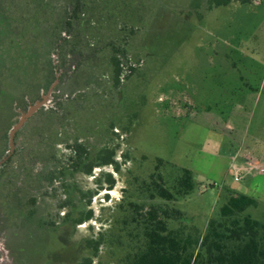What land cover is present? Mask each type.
<instances>
[{
    "label": "rangeland",
    "instance_id": "1",
    "mask_svg": "<svg viewBox=\"0 0 264 264\" xmlns=\"http://www.w3.org/2000/svg\"><path fill=\"white\" fill-rule=\"evenodd\" d=\"M88 1L95 24L77 22L66 45L63 29L54 26L63 18L64 0H50L21 64L0 58V162L10 153L9 134L21 112L58 79L50 103L15 137L17 177L0 179V264H78L92 255L87 241L100 233L122 235L127 244V231H136L131 202L174 207L184 219L170 221L171 230L205 233L220 217V194L243 187L258 201L246 214L264 222V174L251 170L255 163L264 166V0L221 7L208 0H124L136 12L125 32L106 4ZM3 10L0 29L8 33L16 22ZM25 12L30 22L34 10ZM115 50L124 65L119 86ZM7 79L24 96L2 87ZM76 141L86 149V163L115 150L119 172L115 166L94 168L91 175L76 171L69 149ZM157 159L165 163L169 187L177 169L191 170L194 191L174 203L151 200L143 186ZM106 174L116 181L112 190ZM90 210L93 219L75 227L72 221ZM127 251L104 246L93 264H126Z\"/></svg>",
    "mask_w": 264,
    "mask_h": 264
},
{
    "label": "trees",
    "instance_id": "2",
    "mask_svg": "<svg viewBox=\"0 0 264 264\" xmlns=\"http://www.w3.org/2000/svg\"><path fill=\"white\" fill-rule=\"evenodd\" d=\"M114 1L100 0L99 4L101 8L102 4L107 5L106 10L110 12L113 23L118 24L121 22L124 24L121 29L125 32L126 29L128 30L126 21L132 22L135 19V7L129 8L124 0H116L117 5ZM252 1L254 0H208V3L210 6L221 7L232 2L250 3ZM50 5H53L50 0H0V6L4 9L3 13L8 12L12 21L16 22L8 33L0 29V58H8L9 63H14L15 66L21 64V61L24 60V54L26 55L29 52L38 39V25L42 21L39 20V15L44 10H48ZM95 5L96 2L93 6L96 7ZM27 7L34 10L30 22L25 20ZM91 10L93 11L94 8L89 5L88 0H64L63 18L54 25L60 33L63 29L64 33L61 34V38L64 45L70 42L71 34L77 22L85 21L94 26L95 22L88 18ZM130 15L133 18L132 21L127 20ZM64 34H67L65 36L68 37H64ZM90 39L92 38L86 37L89 47L94 48V40L92 43ZM121 53V51L115 50L111 57L115 86H119L123 82L121 77L124 65ZM52 66L54 69L56 68L53 63ZM60 68L63 70L60 79L61 84L64 79V68L63 66ZM130 70L135 69L130 67ZM1 84L2 87L9 89L12 87L13 90L15 88L14 94L18 97L20 94L24 96L23 88L17 86L12 79L2 80ZM43 111L44 108L39 112ZM69 149L74 155L72 158L75 160V170L82 171L85 175H91L94 168L102 166H115L116 171L119 172L120 170L119 164L114 160L115 150H104L97 161L86 163L87 152L82 144L76 141L74 145L69 146ZM20 151L18 147L8 161L0 167V175L2 174L0 179L3 176V178L9 180L17 177L16 169L12 165L14 158ZM164 166V161L157 159L155 171L150 176V182L144 183V190L150 194V199L159 198L165 202L174 203L189 196L196 187L194 173L189 169H177L179 175L174 185L169 187L162 173ZM105 176L106 187L112 190L116 181L112 174H106ZM0 185L3 186V183L0 182ZM92 195L93 193L90 194L89 202ZM220 200L222 201L220 217L209 221L205 233H201L197 229L190 232L183 228L171 230L169 228L170 221L184 219L183 213L174 207L163 205L147 207L131 202L128 205L132 212L130 223L136 225L134 229L136 231H127V237L130 238L129 242L125 244L123 241L125 237L122 235L113 234L106 237L100 233L96 239L87 241V248L92 251V255L84 257L78 264H93L94 258L98 256L100 249L104 246L128 249L127 255L124 257L126 264H264V222L257 221L246 214L249 208L258 206V201L248 195L227 188L224 193L220 194ZM69 217L70 215L67 216V219ZM93 217L94 213L90 210L81 213L72 222L76 227L91 221ZM124 222L125 225H128L127 220Z\"/></svg>",
    "mask_w": 264,
    "mask_h": 264
},
{
    "label": "water",
    "instance_id": "3",
    "mask_svg": "<svg viewBox=\"0 0 264 264\" xmlns=\"http://www.w3.org/2000/svg\"><path fill=\"white\" fill-rule=\"evenodd\" d=\"M58 84V79L51 86L48 93L42 97L41 100L36 101L34 104L30 105L26 112H21L19 122L13 127L9 134L10 141V153L0 162V167H2L8 159L13 155L16 145H15V137L16 134L24 127V125L42 108L46 107L51 100L53 91Z\"/></svg>",
    "mask_w": 264,
    "mask_h": 264
},
{
    "label": "built area",
    "instance_id": "4",
    "mask_svg": "<svg viewBox=\"0 0 264 264\" xmlns=\"http://www.w3.org/2000/svg\"><path fill=\"white\" fill-rule=\"evenodd\" d=\"M251 170L257 171L259 174H264V166H260L259 164L255 163L254 166H251ZM241 170L235 172L234 180L235 182H240L242 179Z\"/></svg>",
    "mask_w": 264,
    "mask_h": 264
},
{
    "label": "crops",
    "instance_id": "5",
    "mask_svg": "<svg viewBox=\"0 0 264 264\" xmlns=\"http://www.w3.org/2000/svg\"><path fill=\"white\" fill-rule=\"evenodd\" d=\"M227 126L229 127V125H227ZM235 191L238 192V193H242V194L247 195L246 192H245L246 190H245V188H243V187H242V188H238V189L235 190Z\"/></svg>",
    "mask_w": 264,
    "mask_h": 264
},
{
    "label": "flooded vegetation",
    "instance_id": "6",
    "mask_svg": "<svg viewBox=\"0 0 264 264\" xmlns=\"http://www.w3.org/2000/svg\"><path fill=\"white\" fill-rule=\"evenodd\" d=\"M53 92H54V91H53ZM43 96H44V95L41 96V99H42ZM41 99H40V100H41ZM44 108H45V107H44ZM40 110H41V109H40ZM40 110H39V111H40ZM39 111H38V112H39ZM38 112H37V113H38ZM37 113H36V114H37ZM36 114H35V115H36ZM35 115H34V116H35ZM24 126H25V125H24ZM16 135H17V134H16Z\"/></svg>",
    "mask_w": 264,
    "mask_h": 264
}]
</instances>
